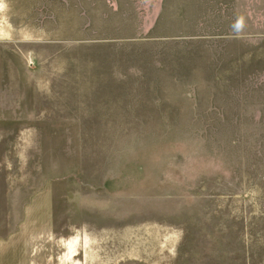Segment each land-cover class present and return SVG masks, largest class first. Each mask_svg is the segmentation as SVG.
I'll return each mask as SVG.
<instances>
[{"label": "rangeland", "instance_id": "obj_1", "mask_svg": "<svg viewBox=\"0 0 264 264\" xmlns=\"http://www.w3.org/2000/svg\"><path fill=\"white\" fill-rule=\"evenodd\" d=\"M6 3L0 264H264V0Z\"/></svg>", "mask_w": 264, "mask_h": 264}, {"label": "clouds", "instance_id": "obj_2", "mask_svg": "<svg viewBox=\"0 0 264 264\" xmlns=\"http://www.w3.org/2000/svg\"><path fill=\"white\" fill-rule=\"evenodd\" d=\"M7 7L6 0H0V12H2ZM238 25L242 26V21H237Z\"/></svg>", "mask_w": 264, "mask_h": 264}]
</instances>
